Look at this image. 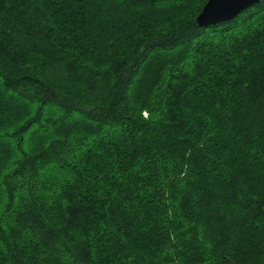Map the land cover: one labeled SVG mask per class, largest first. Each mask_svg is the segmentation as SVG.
Instances as JSON below:
<instances>
[{
    "label": "trees",
    "instance_id": "1",
    "mask_svg": "<svg viewBox=\"0 0 264 264\" xmlns=\"http://www.w3.org/2000/svg\"><path fill=\"white\" fill-rule=\"evenodd\" d=\"M0 0V264H264V0Z\"/></svg>",
    "mask_w": 264,
    "mask_h": 264
},
{
    "label": "water",
    "instance_id": "2",
    "mask_svg": "<svg viewBox=\"0 0 264 264\" xmlns=\"http://www.w3.org/2000/svg\"><path fill=\"white\" fill-rule=\"evenodd\" d=\"M261 0H208L197 17L200 27L225 23L235 19L248 8L258 4Z\"/></svg>",
    "mask_w": 264,
    "mask_h": 264
}]
</instances>
